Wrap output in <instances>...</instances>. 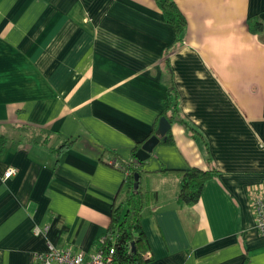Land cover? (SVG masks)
Segmentation results:
<instances>
[{
  "label": "crops",
  "instance_id": "1",
  "mask_svg": "<svg viewBox=\"0 0 264 264\" xmlns=\"http://www.w3.org/2000/svg\"><path fill=\"white\" fill-rule=\"evenodd\" d=\"M173 2L177 40L154 0H0V264H35L48 242L92 251L123 198L112 162L166 113L169 140L137 166L146 264H264L249 195L264 181V0ZM187 166L210 175L181 204Z\"/></svg>",
  "mask_w": 264,
  "mask_h": 264
},
{
  "label": "trees",
  "instance_id": "2",
  "mask_svg": "<svg viewBox=\"0 0 264 264\" xmlns=\"http://www.w3.org/2000/svg\"><path fill=\"white\" fill-rule=\"evenodd\" d=\"M154 1L161 10L163 20L173 25L176 40L179 39L185 22L182 13L173 0ZM255 24L254 21L250 20L248 25L250 31H254L255 28L253 26ZM160 116H164L168 121L171 120L169 113ZM149 135L136 142L133 147V154L139 144ZM159 138L162 141L169 140L168 129ZM36 139L35 137L34 140ZM6 142L7 137L0 132V153L4 150ZM69 142L70 140L62 142L55 147V150L59 151L60 148L66 146ZM143 161L134 156L131 161L117 162L123 171V198L113 200L109 211V224L105 231L96 237L93 243L92 251L106 252L109 247H112L111 258L115 264H146L150 259V255L144 256L147 244L143 239L144 236L139 226L140 209L146 199L149 198V194L141 193L138 186L133 185L134 175L137 176L136 182L138 183L139 168L137 166L141 165ZM161 170L168 169L161 168ZM177 171L179 173L177 201L181 204H191L198 199L202 185L210 175V170L187 166Z\"/></svg>",
  "mask_w": 264,
  "mask_h": 264
},
{
  "label": "built area",
  "instance_id": "3",
  "mask_svg": "<svg viewBox=\"0 0 264 264\" xmlns=\"http://www.w3.org/2000/svg\"><path fill=\"white\" fill-rule=\"evenodd\" d=\"M115 166L119 164L112 162ZM14 171L13 167H8L3 172V177L11 175ZM251 207L254 213V225L256 229L264 234V181L250 189ZM40 228L34 226L33 232H39ZM112 247L106 252L90 251L84 255L81 251L73 250L69 245L56 246L50 242L42 251H35L33 260L35 264H115L112 261ZM149 250L146 249L144 256H149Z\"/></svg>",
  "mask_w": 264,
  "mask_h": 264
},
{
  "label": "water",
  "instance_id": "4",
  "mask_svg": "<svg viewBox=\"0 0 264 264\" xmlns=\"http://www.w3.org/2000/svg\"><path fill=\"white\" fill-rule=\"evenodd\" d=\"M169 121L164 116H159L157 120V125L153 132L146 137L134 151V156L139 160L145 159L151 152L153 146L158 142L159 137L163 136L167 129L169 128ZM137 176L134 175L133 185L136 186Z\"/></svg>",
  "mask_w": 264,
  "mask_h": 264
}]
</instances>
